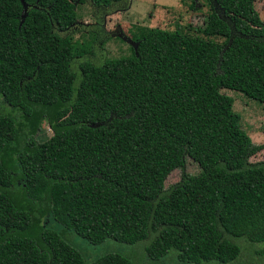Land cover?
<instances>
[{
	"label": "trees",
	"instance_id": "1",
	"mask_svg": "<svg viewBox=\"0 0 264 264\" xmlns=\"http://www.w3.org/2000/svg\"><path fill=\"white\" fill-rule=\"evenodd\" d=\"M0 0V264H132L117 251L87 261L65 237L136 245L156 262L235 260L264 241V145L245 134L221 89L264 104V29L254 0H206V35L134 27L129 53L89 59L67 31L76 7L96 21L128 0ZM194 5L191 0L190 8ZM224 15V18L221 15ZM233 31L235 33H233ZM46 118L58 147L33 136ZM198 166L164 188L184 158Z\"/></svg>",
	"mask_w": 264,
	"mask_h": 264
},
{
	"label": "rangeland",
	"instance_id": "2",
	"mask_svg": "<svg viewBox=\"0 0 264 264\" xmlns=\"http://www.w3.org/2000/svg\"><path fill=\"white\" fill-rule=\"evenodd\" d=\"M193 1L194 5L190 8L191 0H128L125 9L105 13L99 21L93 18L94 9L84 2L77 5L76 24L72 31L67 32L75 40L88 41L92 51L88 57L95 64L105 58L128 54L130 44L117 37L116 34L120 33L121 36L130 38L136 26L158 27L170 32L223 43L225 40L223 36L203 33V26L209 13L206 0ZM253 8L261 25L254 29L250 26L247 30L248 34H254V31L259 27L264 29V0H254ZM221 16L224 18L223 14ZM233 33L235 32L233 31ZM220 92L232 99L231 109L238 116V125L245 134L239 146L240 151L244 152L249 145H264V104L247 98L238 91L221 89ZM33 138L36 143L43 144L49 149H54L59 145L44 117ZM263 159V149H259L247 157L250 163ZM198 170L196 163L185 157L182 169L171 170L166 176L163 186L166 189L177 182L182 171L187 174H196ZM65 237L84 252L88 262L104 251L110 250L125 254L131 259L132 264H182L175 259L174 255L164 256L156 262L151 261L143 249L145 241L136 245L106 242L97 246L87 244L72 233H66ZM234 243L240 247L239 255L235 260L226 264H264V241L253 243L238 238Z\"/></svg>",
	"mask_w": 264,
	"mask_h": 264
},
{
	"label": "water",
	"instance_id": "3",
	"mask_svg": "<svg viewBox=\"0 0 264 264\" xmlns=\"http://www.w3.org/2000/svg\"><path fill=\"white\" fill-rule=\"evenodd\" d=\"M19 1L21 3V6H22V13H21V20H22L23 17L25 16V12H26V8L27 7H26V4L24 3L23 0H19ZM116 36L119 37V38H121V39H123V40H125L130 45H133L134 44L129 38H127L125 36H121L120 33L116 34ZM134 46H135V44H134Z\"/></svg>",
	"mask_w": 264,
	"mask_h": 264
}]
</instances>
